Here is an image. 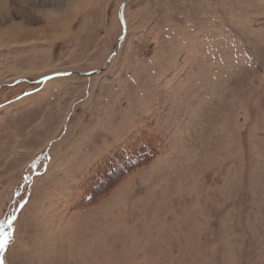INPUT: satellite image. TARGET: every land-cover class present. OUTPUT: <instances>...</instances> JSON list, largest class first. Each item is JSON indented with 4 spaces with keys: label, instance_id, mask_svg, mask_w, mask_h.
<instances>
[{
    "label": "rangeland",
    "instance_id": "rangeland-1",
    "mask_svg": "<svg viewBox=\"0 0 264 264\" xmlns=\"http://www.w3.org/2000/svg\"><path fill=\"white\" fill-rule=\"evenodd\" d=\"M13 215L5 264H264V0H0Z\"/></svg>",
    "mask_w": 264,
    "mask_h": 264
},
{
    "label": "snow or ice",
    "instance_id": "snow-or-ice-1",
    "mask_svg": "<svg viewBox=\"0 0 264 264\" xmlns=\"http://www.w3.org/2000/svg\"><path fill=\"white\" fill-rule=\"evenodd\" d=\"M14 219L15 216L13 215L7 217L4 221H0V264H5L3 253L13 239L14 229L12 221Z\"/></svg>",
    "mask_w": 264,
    "mask_h": 264
},
{
    "label": "trees",
    "instance_id": "trees-1",
    "mask_svg": "<svg viewBox=\"0 0 264 264\" xmlns=\"http://www.w3.org/2000/svg\"><path fill=\"white\" fill-rule=\"evenodd\" d=\"M139 163H140V162H138L137 158H135V157H129V158H126V159L123 161L124 166H123V168L121 169V171L116 170V169H114V171H115V173H116V172L118 173V171L122 173L124 170L130 169L132 165L137 164V166H139ZM110 169H111V168H110ZM114 171H112V174H113Z\"/></svg>",
    "mask_w": 264,
    "mask_h": 264
},
{
    "label": "water",
    "instance_id": "water-1",
    "mask_svg": "<svg viewBox=\"0 0 264 264\" xmlns=\"http://www.w3.org/2000/svg\"><path fill=\"white\" fill-rule=\"evenodd\" d=\"M110 58H112V56Z\"/></svg>",
    "mask_w": 264,
    "mask_h": 264
}]
</instances>
